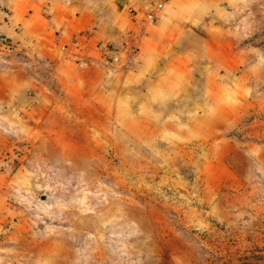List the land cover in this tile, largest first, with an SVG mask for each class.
Returning <instances> with one entry per match:
<instances>
[{"label":"rangeland","instance_id":"obj_1","mask_svg":"<svg viewBox=\"0 0 264 264\" xmlns=\"http://www.w3.org/2000/svg\"><path fill=\"white\" fill-rule=\"evenodd\" d=\"M218 6L238 60L214 77L221 114L32 69L40 92L0 143V264H264V0ZM193 79L178 104L210 110Z\"/></svg>","mask_w":264,"mask_h":264},{"label":"crops","instance_id":"obj_2","mask_svg":"<svg viewBox=\"0 0 264 264\" xmlns=\"http://www.w3.org/2000/svg\"><path fill=\"white\" fill-rule=\"evenodd\" d=\"M220 2L0 0V34L11 43L10 48L0 46V143L12 132L4 119L27 111L33 106L29 93L40 92L32 71L36 66L53 67L76 81L81 75L92 89L97 84H106L108 91L136 87L146 92L151 108L185 121L203 112L221 114L223 98L214 89L220 82L214 77L220 68L233 70L238 60L223 47ZM239 77L229 81L237 84ZM193 78L209 85L210 110L178 104ZM10 182L0 171V209Z\"/></svg>","mask_w":264,"mask_h":264},{"label":"built area","instance_id":"obj_3","mask_svg":"<svg viewBox=\"0 0 264 264\" xmlns=\"http://www.w3.org/2000/svg\"><path fill=\"white\" fill-rule=\"evenodd\" d=\"M155 6H156L157 9H160L161 4L157 3ZM147 17L150 18L151 15L149 14ZM0 46L1 47H5V48H10L11 47V43L9 42L8 38H6L2 34H0Z\"/></svg>","mask_w":264,"mask_h":264}]
</instances>
